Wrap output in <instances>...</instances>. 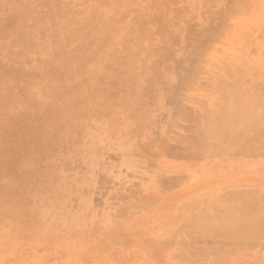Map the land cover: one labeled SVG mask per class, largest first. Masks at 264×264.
Instances as JSON below:
<instances>
[{
	"label": "bare ground",
	"instance_id": "6f19581e",
	"mask_svg": "<svg viewBox=\"0 0 264 264\" xmlns=\"http://www.w3.org/2000/svg\"><path fill=\"white\" fill-rule=\"evenodd\" d=\"M11 1H13V0H11ZM63 1L64 0H14L13 1L14 3L11 5V7H9L11 9L10 13H12L10 15L13 18V19L12 18H10V19L14 20V22L15 21L18 22V21H22L24 19L29 20L32 18H36V21H34V22H37V25L36 26L34 25V27H31V28L23 26V28L19 27L18 29H11L8 32L7 31L6 32H0V264H29V262H30L29 259H32V257L35 255L36 252L39 253V251H42V250L49 252V253L50 252L57 253V254L62 253V256L64 254L71 255L73 257V260H74V261L72 260L74 262L72 264H85L86 261L88 260V258L91 260V264H92L95 261V259L97 258V253H96L97 249L98 250L100 249L101 251L109 252L108 255H105V256H107L106 259H108V260L111 259V261L115 264H161L159 262V260H162L164 257H162V259H158V257L160 255L168 252V249H170L169 247H171V248L173 247V244L169 245V242H171L172 240L173 241L177 240L179 238H180L178 240L179 244H181L180 241L183 243L182 239L188 240L189 242L188 241H186V242H188L189 244L183 245V246L180 245L181 247H183V249H181V250L176 249L177 248V246H176V247H174L175 250H177V252L179 250V252L182 256V259L184 260V264H195V261L197 259H199L201 257L205 258L206 254L208 255L209 253H212L213 255L210 254V256L215 257L216 254H218V255H220V253H222L221 255L226 254V253L228 254L234 249L236 251L239 248H241V249L246 248V247L249 248V246L251 247L252 245L247 246L248 244H256V242L259 243L261 241H264V194H262L263 192L258 193L255 191H245L247 189H244V191H241V192H234V193H229V194H227V192H225L226 193L225 197H221V196L217 197L213 201L206 202L208 204L201 203L203 205L200 206L196 210L195 213L193 212L194 214L189 215V213H192V211L188 213L189 216L188 217L186 216L187 218H185L183 221H181V224H180V226H178L179 228L177 227L176 231H174L173 233L170 232L171 235L169 236V238L166 237V238L160 240L161 242L163 240L162 243L161 242L159 243V241H158V243H156L153 240L148 239L147 237L145 238L144 237L145 233H147L148 229L151 227L148 226L147 223L144 221L140 222V219H138L135 216V214H133L136 212V211H134L135 208H138V206L142 205L145 202V201H141V199L134 200L136 202H138L140 200V202H138L135 206H130V207L128 206L129 207L128 213H130V216L127 215L126 211H124V210H120V209L115 210V208H113L112 212L113 211L116 212V214L113 213V214H115L116 218L112 216L113 218H115V219L112 218L114 220V221L112 220L114 224H112V223L110 224L109 222H107V220L111 217L109 214L107 215L108 212L107 213L103 212L106 214L107 219L104 218L101 221V223H99V222L95 223L92 220L94 218L90 219L89 218L90 216L88 217V215H82V216H80L82 218L74 219L73 215L67 211V210H73L74 209L75 206L71 205L74 202L69 204L70 203L69 202L70 199H68L69 195H62L60 192H58L59 191L57 188L58 184L56 185V180H57L56 178L57 177L55 178V175L52 172L54 170L51 171L48 168V166L45 165V163H46L45 161H48V160L54 161L55 160V162L58 163L59 161L62 160L60 158L66 157L70 154H74L75 152H80V153L84 152V155H86L85 152H87V150H92V148L90 149V146L92 145L91 141H89V140H87L86 142L82 141L84 139V136L87 134V131L89 130V128L93 127V126L89 127L88 122L91 120H96L97 118L98 119L101 118V120H102V118L107 119L109 116L108 110H109L110 105H111L110 107H112L113 109L122 110L123 111L122 113L125 114L124 116H128V118L130 117V119L128 120L130 122L129 125L131 124V122H136V121L139 122L138 118L141 115H143L144 111H145V109L143 107L139 106V104L141 102H143L142 100H145V99H146V101L147 100L149 101V98L147 99L145 97L143 99L144 93L142 91V87L144 88L145 80H143V75H141V73H139V74L136 73V70L142 69L143 66L145 65V63L147 61L148 62L150 61L149 58L151 55L158 54V50L160 49V46H157V45L154 46V44L151 43L152 42L151 35L152 34L154 35V33H157L158 32L157 30L153 31L152 29L150 30V28H149V30H146V28H145V30H143L140 27L131 28V27L127 26L126 24L124 25L125 26L124 28H119V29H114V28H112L113 26H110L111 25L110 23L113 22L111 20H113V18H114V17L113 18H110V17L113 16L114 13L116 12L115 9L111 8V7L116 5L115 1H117L116 3H119L122 0H97L100 3L97 2L96 0H92L93 2H97V4L94 6L88 4L89 2H91V0H77V2L71 1L70 4L65 2L66 4L71 5L70 7L74 8V9L76 7V5H74L75 3H78L77 4L78 6H80L79 4H81V6H83V7H82L81 11L79 10L80 12H76V10L71 11L70 8H67L68 5L66 7H64L66 4H64ZM245 1L246 0H237V1L231 0L232 3L227 4V6L229 5L227 8H230V6H231L230 4H233V2H236V3L233 7L231 6V8H232V9L230 8L231 13L228 16H231V14H232V16L234 15V18L236 21L237 17L240 16V18H241L242 15L243 16L247 15V14H244L246 12L244 6L249 5V2L250 1L252 2L253 0H250V1L247 0L246 4H245ZM259 1L260 0H257V1L254 0L253 1L254 3L250 2V4L253 5V4L257 3V7L259 8V3H258ZM260 3H261V1H260ZM158 5H155V6L158 7V11H159L158 18L160 20L162 17H166L165 15L167 14V12H166L167 10H165V9L167 7L165 8V5H161V6H158ZM210 5L212 6L211 3H210ZM225 5H223V6H225ZM261 5L263 6V4H260V6ZM119 6H120V3H119ZM253 6L256 7V5H253ZM209 8H210V6H209ZM223 8H222V10H224ZM44 9H46V12H43ZM104 9H105V11H104ZM219 9L220 8H218L217 11H220ZM249 10H250V8H249ZM257 10H259V9H257ZM261 10H264V8L262 7ZM227 11L225 10L222 17H219L220 14L218 17L221 18V20L226 19V21H227V20H229V18H230V20H232L233 19L232 17L225 18V19L223 18L227 14H229L228 13L229 11L228 12ZM122 12L120 11L121 14H122ZM144 12H145V9H144ZM249 12L251 15V13H252L251 10ZM259 12H261V11H259ZM120 13H118V14H120ZM214 13H215V15H218V14H216V10H214ZM115 14H117V13H115ZM260 14H262V12ZM201 15H202V13H201ZM201 15H200V17H201ZM205 15H207V14H205ZM248 16H249V14H248ZM88 17H91L93 19L90 21H87ZM215 17H214V20L216 18H218V17H216V18ZM120 18H122V17H120ZM206 18H207V16H206ZM219 18H218V20H219ZM244 18H245V16L243 17V19ZM246 18H248V17H246ZM257 18H260V17H257ZM165 19L166 18H164V19L162 18V20H165ZM218 20L216 19L215 22ZM223 20L222 21L219 20L218 22H220V23L226 22ZM256 20H258V19H256ZM11 21H9V22L12 23ZM202 21H200V22H202ZM126 22H128V24L130 23V21H126ZM209 22H211V21H209ZM212 22H214V21L212 20ZM10 23H8V24L10 25ZM203 23H205V25H207L208 22L207 23L203 22ZM226 23H225V25L223 24V28L228 26V25H226ZM245 23H244V26H246ZM211 24H213V23H211ZM248 25L249 26H246V27L251 26L250 23ZM209 26H211V25H209ZM209 26L208 27L206 26V27L214 29V31L217 28H219V27H217V28L215 27L216 28L215 29L213 27L214 24L211 27H209ZM218 26H222V25H218ZM230 26L231 25H229L228 27L230 28ZM3 27H5V26H3ZM237 27H239V26H237ZM220 28H221L220 31L222 32V34L224 36L225 33H223V32H225L227 30L223 29V31H222V27H220ZM242 28H244V27H242ZM248 29H251V28H248ZM201 30H203V28L200 29V31L197 30V33L200 34ZM204 30H205V27H204ZM210 30L207 29V30L203 31V33L205 34L206 32H208L207 35H210V32H211ZM214 31H212V32L215 33ZM236 31H238V30H236ZM229 32H231V31H229ZM213 33H211V34H213ZM229 34H227V35L225 34V36L228 37ZM240 34H242L241 31H240ZM207 35L205 34V36H207ZM214 36H216L217 38L219 37V36H217V34H215ZM214 36H209V37H212L211 39H215L216 37H214ZM225 36L222 38L226 39ZM232 36H234V35H232ZM196 37H198V36H196ZM196 37L193 38L194 41L191 40V42H192V44H194V45L196 44L198 46V43L196 40L198 38L200 40L201 38L200 37L196 38ZM238 37H239V35H238ZM261 37L264 38L263 36H260V37L257 36L256 39H260ZM184 38H186V37H184ZM184 38L182 37V39H184ZM243 38L245 40V37H243ZM207 39L208 38L205 39V42ZM211 39L209 38V42L212 41ZM238 39H236V40H238ZM150 40H151V42H150ZM199 40H198V42H199ZM217 40H216V43H217ZM228 40L229 39H227V41ZM214 41H212L211 43H213ZM225 41L226 40H224L223 42H225ZM238 41H241V40H238ZM183 42H184V40H183ZM203 42L204 41H201V44L199 45V47H202L205 45V43H204V45L202 44ZM220 42L221 41L219 38L218 44ZM234 42H236V41H234ZM221 43H220V45H221ZM243 43H244V41H243ZM185 44H186V42H185ZM223 44H225V43H222V46H221L222 48H224ZM238 44H240V42ZM194 45H193L194 48L191 50L192 52L191 53L189 52V54L187 56L190 57V54H191L192 58L194 56L196 59L197 58L199 59L200 57L203 59L204 54L199 56L200 50L203 47L199 48L197 46L195 47ZM189 46H190L189 47V50H190V48H192L191 44H189ZM209 46L208 47L205 46V47H207L208 49H211L212 46H210L211 48ZM225 46H226V44H225ZM11 47L12 48L15 47L18 50L12 51ZM230 47H232V46H230ZM252 49L253 48H251V51H252ZM207 50H205V52ZM202 51H204V50H202ZM164 54H165V52H164ZM253 56H254V54H253ZM157 57H159V56H157ZM196 59H194V60L197 63L198 59L197 60ZM252 59H254V58H252ZM216 60H218V59L216 58ZM180 61H179V63H181V62L183 63V61L185 62V59L181 62ZM204 61L205 60H202L201 64L204 63ZM148 62H147V65H148ZM196 63L194 62L195 66H196ZM199 63L200 62L198 61V64ZM185 64H186V62H185ZM205 64H207V63H205ZM147 65H145V66H147ZM186 67H187V69L190 68V70H193V69H191V67H189V64L186 65ZM195 68L196 69L199 68V70L201 69V67H199V66H197ZM179 70H181V69L179 68ZM182 70H185L184 72H188V71H186V68L185 69L183 68ZM217 70H219V69H217ZM227 70L228 71L225 70V72L227 73L226 75L223 74L224 72L223 73L221 72V73L226 77L228 75V77L231 78L230 80H232V78H233L235 81L232 84L227 85V86L222 88L221 87L222 85H220V87H217L218 81L222 82L221 80H218L217 84L209 81L213 84V88H214V85H216L215 86V88H217L216 90L219 89L218 91H214V93L217 92V95L220 92H221L220 95L223 93L224 97L221 100V102H222L221 105L219 107H217V106H214L212 103V106H214L217 109H215V108L211 109L209 107L210 110H208L205 108L206 110L204 111L203 115L199 119H198L199 114L197 115L196 110L193 109V111H195V112H193L194 114L192 116H194V119L197 118L198 120L196 119L197 120L196 121V128H194L195 123H194V125H193V123H191V124L193 125L192 128L194 129V133H197L198 135H195L197 137L193 139L192 138L193 134H191V132L187 131L191 140L193 139L195 142V149H192V150H194V151L197 150L201 154H206V153L211 154V155L216 154L217 157L219 156L218 153L226 152L229 150L234 151V153H238V154L257 153L261 150H264V149H262V147H264V108H263V106H264L263 100L264 99L262 96L263 94L262 95L259 94L261 92L256 90V88L254 87V85L256 84L255 82H254L255 84L252 85L251 83H248V82L243 80V77L240 76L243 73L238 72L239 74L237 75V72H236L235 73L236 76L232 77L231 74L230 75L228 74V73H230L229 69H227ZM200 71L202 73L203 69ZM221 71H224V70H221ZM235 71H233V73ZM179 72H181V71H179ZM190 73H192V74H190ZM151 74H154V71L151 72ZM179 74H177V76ZM182 74L180 76H181V78L184 77V79L187 78V74L189 76L188 78H190V75H192V76L195 75V74H193V72H190V71H189V73H184V75H186V76H184ZM204 75H207V74H204ZM156 76H159V75L157 74ZM192 76H191V78H192ZM213 76H216V75H213ZM148 77H150V76H148ZM150 78H151L150 80L152 82L153 77H150ZM155 78L158 79V77H155ZM193 78L195 79L198 77L195 76ZM220 78H221V76H220ZM252 78H253V76H252ZM157 79H155V80H157ZM178 79H176V81H178ZM184 79L183 80L180 79L179 81L180 82L184 81ZM187 79H185L186 82L190 81ZM147 80L149 81V78ZM155 80L153 82H155V84H156L157 82ZM148 81H146V82H148ZM192 81H198V80L196 79V80H192ZM180 82H177V83L180 84ZM186 82H183L181 85H179V84L176 85L177 83H175V86H182ZM252 82H253V80H252ZM224 84L226 85L227 83H224ZM111 85H112V88L114 85L113 89H111ZM205 85L206 86H204V87H207L209 90V86H208L209 84L205 83ZM183 89H182V91H183ZM187 89H189V90H187ZM187 89H185L182 93L185 94L186 93L185 91L190 92V90L194 91L192 87H188ZM214 89H212V90H214ZM110 90H112V91H110ZM171 91L172 90H170V92ZM174 91H172L171 94H170V92H168V94L171 95L169 99H172L170 101H173V100L175 101V99L172 96L174 95V93L176 94V92H178V90L175 92ZM199 91H200V89H199ZM180 92L181 91L179 90V92L177 93V96L179 94L180 97H178L176 101H178V100H180V98L186 96V95L183 96L182 93H180ZM194 92H192V93L194 94ZM201 92H202V90H201ZM203 93H204V91H203ZM168 94H167V96H168ZM211 94H213V92H211ZM174 97H176V95ZM193 97H197V96L193 95ZM166 99L168 100V98H166V96H165V100ZM189 99H191V96L189 97ZM205 99H206V97H205ZM207 99H209V97ZM146 101H145V103H146ZM183 101H185V100H183ZM192 101H190L191 103H188V102L187 103L192 104V105L195 104ZM214 101H215V99H214ZM178 103L180 104V102H178ZM202 103H201V101H198V104H195V105H197L196 108L198 107V105H201V106L203 105V107H204L205 104L203 101H202ZM214 104H218V103L215 102ZM142 105H143V103H142ZM171 105L173 107L176 105L178 106V104H176V105L171 104ZM171 105H170V108H171ZM180 106H181V109H180ZM182 107H184L183 109L187 111L188 107L184 104H182V105L180 104L174 110L175 111L176 110L182 111ZM113 109H112V111H113ZM200 110L201 109H199V111ZM186 111H183L182 114H181V112L178 113L176 111L177 112L176 116H178L179 114H180L179 117H182V115L185 116L184 112H186ZM189 111L186 112V115ZM171 113H175V112H171ZM175 114H172V115H175ZM189 114H191V111L189 112ZM195 114H196V117H195ZM118 115H120V114H118ZM143 116H145V115H143ZM119 117H121V116H119ZM132 117H134V119L136 118V121H133V120L131 121ZM179 117L178 118L175 117V118L178 120V119H180ZM143 118H145V117H143ZM163 118L164 117L162 116V119ZM120 119L124 120V118H120ZM188 119H190V118H188ZM191 119L193 120V118H191ZM117 120L119 121V119H117ZM170 120L168 121L169 124L172 123V122L170 123ZM97 121H99V120H97ZM104 121L105 120L101 121V123ZM113 122L115 123L114 117L110 116L109 117V124H111ZM189 122H191V121H189ZM104 124L107 125V122ZM172 124H174V128L178 126L176 124V122L172 123ZM167 125H166L165 129L169 130L168 128L171 125H169L168 127H167ZM175 125H177V126H175ZM107 126H110V128H111V125H107ZM107 126H105V127H107ZM133 127H134V125H133ZM118 128L120 129V127H117V130H118ZM107 129H109V128L107 127ZM130 130H131V128H130ZM171 131H170V134H171ZM103 132L106 135V132L105 131H103ZM187 132H186V134H187ZM116 133L117 132L115 131V134ZM172 134H173V131H172ZM186 134H185V137H188ZM105 135H104V137H105ZM126 135L128 136V134H126ZM155 135L158 136V134H156V132H155ZM167 135H169V134H167ZM167 135L165 133V135L162 136V140H163V138L167 139ZM153 136H154V134H153ZM116 137H118V136H116ZM116 137H115V139H116ZM130 137H131V135H130ZM122 138L123 137L121 136V139ZM100 139H99V141H100ZM160 139H161V137L159 138V140ZM112 140H114L113 137H112ZM107 141H110V140H107ZM145 141H146V143L148 141V143L151 144L149 140L146 139ZM136 142L138 144V140H136ZM152 142H154V141H152ZM187 143L188 142H183V144H185L184 146L179 144V145H181L180 148L183 149V147H185L187 145ZM143 144H145V142ZM191 145H193V144H191ZM140 146H138V148H137L139 151L138 155L144 156L143 157L144 159H145V157H150V159H151V156L156 158V157L160 156L161 154H163L162 152H164V151L169 153V151H168L169 148L165 147V146H167L166 144L164 146L161 144H151L150 146H148L149 148H143L142 146L141 147ZM118 147L119 148H117V149L122 151V153L124 152L125 154H132V156H133L135 154V152L137 153V151H135L136 150L135 147H134L135 150L130 149V148L123 146V145H119ZM188 147L194 148V146H187L186 147L187 149L184 148V153L187 152L185 150H188L189 152L192 151L191 148L189 150ZM164 148H165V150H164ZM181 149L179 151H181ZM55 151L61 152L62 153V154L60 153L61 156L57 157V155H53ZM93 151H95V153L97 152L96 150H93ZM176 151H178V150L175 149V152ZM171 152H174V150L173 151L171 150ZM182 152H183V150H182ZM88 153L89 152H87V154ZM119 153H118V155H121ZM262 153H264V151H262ZM76 155H78V157H79L78 153ZM173 155H175V154H173ZM193 155L195 156L194 157L195 160H199V159H197L198 155H195V154H193ZM90 156H91V154H90ZM92 156H94V154ZM184 156H185V154H184ZM200 156L201 155H199V158L201 159L202 157H200ZM114 157H115V154H114ZM118 157H120V156H118ZM72 158H73L72 160H74V158H76V157L73 156ZM104 158H105V156H104ZM214 158H215V156L213 157V160H214ZM252 158H254V157H252ZM57 159H60V160L57 162ZM64 159L65 158H63V160ZM79 159L81 160V158H79ZM109 160H111V159H109ZM145 160H147V159H145ZM149 160H148V163H149ZM155 160H158V159H155ZM70 161H68L66 163L64 161L63 162H64V164H67ZM74 161H76V160H74ZM108 161L106 160V162H108ZM159 161H161V160H159ZM48 162H47V164H48ZM103 162H104V160H103ZM77 163L78 162H76V164ZM134 163L135 162H133L131 160L125 161V164L128 166L134 165ZM137 163H139V162H137V160H136V165H137ZM158 163H156V164H158ZM52 164L53 163H50L49 167ZM115 164H114V166H115ZM80 165H81V163H80ZM82 165H83V163H82ZM139 165H141V164H139ZM149 166L151 167L153 165H149ZM65 167L66 166H64L63 168L65 169ZM68 167H70V166H68ZM75 167H77V165H75ZM57 168H58V166H57ZM64 169H61V171ZM66 169H67V167H66ZM111 169H113V168H111ZM158 170H160V169H157V171ZM146 171H147V169H146ZM164 171H166V170H164ZM129 174L131 175V173H129ZM130 175H128V176H130ZM69 176L70 175H68L67 177H69ZM138 176H137V178H139ZM102 177H104V176L102 175ZM158 177H160V176H157V178ZM148 178H149V176H148ZM154 178H156V177H153V179ZM176 178L177 177H175L174 179H176ZM111 179H112V177H111ZM150 179H152V178H150ZM162 179H164V178H162ZM171 179L172 178H169V179L167 178L166 180H171ZM132 180H134V181L138 180L139 181L141 179H135L134 178ZM166 180H160V182L161 181L166 182ZM158 181H156V183H158ZM178 181L180 182V180H177L176 182H178ZM142 183H146V182H142ZM153 183H154V180H153ZM166 183H163V185L165 184L164 186H162V184L160 183V185L162 187H164V188H160V189L164 190L166 187H168V185H166ZM103 184H105V183H103ZM112 184H114V183H112ZM168 184H169V186L171 184L174 185L173 182L172 183L168 182ZM138 185H139V182H138ZM160 185L158 184L159 187H160ZM140 186H143V185H140ZM110 187H112V186H110ZM115 188H117V187H115ZM91 189H93V188H91ZM109 189H113V188H109ZM166 189H167V191L169 190V188H166ZM91 191L89 189V192H91ZM97 191H99V190L97 189ZM128 191L130 192V190H128ZM230 192H232V191L230 190ZM108 193H110V192H108ZM45 194L48 195L46 197L49 200L44 201L46 198L43 197L45 199L44 200L41 199V202H38L39 200H37V199H40V197H42ZM82 194L84 195L83 190H82ZM134 194H136V193H134ZM151 194H152V196L154 195L152 192H151ZM214 194H216V193H214ZM112 196H113V194L111 195V197ZM121 196H123V195H121ZM152 196H151V198H154ZM133 197H134V195H133ZM211 197H215V195H213ZM89 199H92V197H90ZM131 199H133V198H131ZM142 199H144V198H142ZM210 199H208V200H210ZM218 199L219 200L221 199L220 201L223 202V204L221 206H219L217 204ZM42 200H43V202H42ZM129 200L126 199V202H128ZM99 201H100V199H99ZM104 201H102V204H101L103 206H104L103 203H105V204L109 203L108 201H106V202H104ZM190 201H193V200H190ZM87 202L89 203L91 201L89 200ZM97 202H98V200H97ZM97 202H93V204L97 203ZM109 204H111V203H109ZM69 205H71L72 207L69 208ZM194 206H196V204ZM109 207H113V206H109ZM183 207H185V206H183ZM183 207H180V208H183ZM190 208H192V207H190ZM196 208L197 207H195V209ZM96 209H97V207H95V210ZM106 209L109 210L108 208H106ZM152 209H151V212H152ZM177 209H179V208H177ZM86 210L88 212H91L90 209L89 210L86 209ZM186 210H184V211H186ZM166 213L171 214V215L173 214L172 212L171 213L166 212ZM177 213L180 214L179 217L181 219L182 218L181 213L180 212H177ZM96 214L98 216L99 212ZM139 214H141V213H139ZM146 214H150V213L147 212ZM90 215H91V213H90ZM111 215H112V213H111ZM133 215L136 218H134ZM170 216H168V218ZM91 217H92V215H91ZM151 217L153 218V216H151ZM151 217L149 216V218H151ZM172 217H174V216H171L170 218H172ZM125 219H127V221ZM163 220H165V219H163ZM177 220H178V218H177ZM156 221H157V218H156ZM160 222L163 223L162 221H160ZM161 223H159L160 228H162ZM165 223H167V221H165ZM170 223H171V221H170ZM170 223H168V225ZM172 223H174L173 220H172ZM176 223H175V225H177ZM179 223H180V221H179ZM172 226H173L172 228L175 227L174 225H172ZM153 229H149V231L150 230L152 231ZM164 230H166V228H164ZM167 232H169V231H167ZM163 234H165V233H163ZM196 234H198V236H200V238L202 237V239L211 238L214 240V242L212 244L210 243L211 245H209V243H208L209 241L207 240L206 241L207 245L204 244V246H205L204 248H197L194 245V242L197 239L195 237ZM165 239H168V240H165ZM151 241H153V242H151ZM196 242H195L196 245L200 244V242L198 244ZM210 242H212V241H210ZM220 243H222V245ZM176 244H178V243H176ZM179 244H178V246H179ZM139 247L140 248L143 247V249L145 248L146 250L137 254V255H135V254L133 255L132 250L137 249ZM201 247H203V246H201ZM261 249L259 248V250H261ZM259 250H257V251H259ZM179 252L177 254H179ZM43 253H41V254H43ZM230 254H232V253H230ZM238 254H240V253H238ZM44 255H43V257H44ZM60 255L61 254L58 255L59 260L62 257ZM247 255H249V254H247ZM247 255H246V257H247ZM167 256L168 255H165V257H167ZM228 256H233V255H228ZM228 256L226 255V257H228ZM56 257L57 256H55L54 258H56ZM170 257L172 259L171 255H170ZM170 257H168V258H170ZM62 258H61V260H62ZM159 258H161V256ZM222 258H223V256L220 259L216 258V260L218 259V261H220ZM44 259H46V257ZM48 259L50 260V258H48ZM51 259H53V257ZM102 259H104V258H102ZM134 259H137L138 262L134 263L133 262ZM257 259H259V258H257ZM90 260H88V262ZM254 260H256V259L254 258L253 261ZM165 261H167V260H165ZM203 261L205 262L206 260H203ZM214 261H215V259L213 258L212 262H214ZM227 261H228V259H227ZM234 261H235V258H234ZM256 261H258V260H256ZM260 262H261V264H264V255L260 258ZM164 263L165 262H162V264H164ZM228 263H230V262H228ZM68 264H71V263H68ZM87 264H90V263H87ZM109 264H111V262Z\"/></svg>",
	"mask_w": 264,
	"mask_h": 264
},
{
	"label": "rangeland",
	"instance_id": "374dc122",
	"mask_svg": "<svg viewBox=\"0 0 264 264\" xmlns=\"http://www.w3.org/2000/svg\"><path fill=\"white\" fill-rule=\"evenodd\" d=\"M13 1H11V0H0V25H1L0 26V32H6V31L8 32L11 29H18L19 27L23 28V26L30 27V28L34 27V25L36 26L37 22H34V21H36V18H32L29 20L24 19V20L18 21V22L17 21L14 22V20H12L13 18L10 15L12 13H10L11 9L9 7H11V5L14 3ZM71 1L77 2V0H64L63 3L64 4H66V3L70 4ZM248 1H250V0H248ZM260 1H261V3H260ZM260 1L258 2L259 8L257 7V3L253 4V5H256V7L253 6L252 4H250L251 1L249 2V5L244 6L245 11H246L244 14H247V15H244L245 20L243 19V17H244L243 15L241 16L242 19L240 18V16L239 17L236 16L237 22L235 21L234 15L232 16V14H231V16H228L231 13L230 12V10L232 9L231 6L233 7L236 3V2H233V4H230L231 9L227 8L229 6V5L227 6V4L232 3L231 0H122L119 2L120 6H119V3H116L117 1H115L116 5L112 6L111 8H114L116 11L115 13H117V14L114 13V15L110 17V18L114 17L113 20L110 19L111 21H113L112 23H110L111 24L110 26H113L112 28H114V29H119V28H124L125 27L124 25L126 24L127 26H129L131 28L140 27L143 30H145V28H146V30H149V28H150V30L152 29L153 31L157 30L158 31L157 33H154V35L152 34L153 36L151 35L152 42H151V40H150V42L153 43L154 46L155 45L160 46V49L158 50V54L152 53L153 55H151L149 58L150 61L149 62L147 61L148 65H147V62L145 63V65H147L148 67L144 65L143 66L144 69L142 68L143 70L142 69L136 70L137 74L141 73V75H143V80H145V82L148 81L147 79L149 78L148 82H146V83L144 82V84H145L144 88L142 87V91L144 93L143 99L146 97L147 99L149 98V101L148 100L146 101V99H145V100H142L143 102H141L139 104V106H141L145 109L144 114H143L145 116L141 115L142 117L140 116L138 118L140 123L136 121V118L134 119V117H132L131 121L133 120L136 122H131L132 125L131 124L129 125L130 122L128 120L130 119V117L128 118V116H124L125 114L122 113L123 112L122 110L113 109L112 107H110L111 106L110 105L109 110H108V115H109L107 118L108 120L103 119V118L101 120V118L100 119L97 118L96 120H91L88 122L89 127L93 126L92 127L93 129L89 128V130L87 131V134L84 136V139L82 140L84 142H86L87 140L92 142V145L90 146V149L92 148V150H87V152H89L88 154H87V152H85L86 155H84V152H81V153L75 152L76 154L77 153L79 154V157L75 153L70 154L66 157L60 158V159H62L61 161H59L60 159H57V162L59 161L60 163L59 162L56 163L55 160L54 161L48 160L50 163H53L52 165H50V167H49L50 163L48 161H45L46 163L44 162L45 165H47L51 171L54 170L52 172L55 175V178L57 177L56 178L57 179L56 185L58 184L57 185V188L59 190L58 192H60L62 195H69V198H68V199H70L69 204L74 202L71 204V205L75 206L74 209L73 210H67L70 214L73 215L74 219H80V218H82L80 216L88 215V217L90 216L89 217L90 219L94 218V219H92L93 222L101 223V221L104 218L107 219V216L105 213L108 212L107 215L109 214L111 217L110 216H109L110 218L108 217L109 219L107 220V222H109L110 224L111 223L114 224L113 219L116 218V216H115L116 212L115 211L112 212L113 208H115V210H118V209L124 210V211H126L127 215L130 216V213H128L129 212L128 208L130 206H135L138 202H140V200L138 202H136L134 200L141 199V201H145V202L142 205L138 206V208H135L134 211H136V212L133 214H135V216L138 219H140V222H143V221L146 222L147 225L151 227L149 229L154 228L152 231L151 230L149 231V229H148V231H147V233H145L144 237L145 238L147 237L148 239L153 240L156 243H158V241H159V243H160L161 239H164L166 237L169 238L171 233L176 231L177 227L180 226L181 221H183L189 215L194 214L200 206H202L206 202L215 200L217 197H220V196L225 197L226 196L225 192H227V194H229V193H234V192H241V191H244V189H247L245 191H255L258 193L263 192L262 194H264V158H263L264 153H262V151H264V150H261L257 153H253V154H243V153L238 154V153H234V151L229 150V151H226L227 153L226 152L218 153L219 154L218 157L216 156V154H213V155L208 154V153L201 154L197 150L196 151L192 150V149H195V142L193 139L197 137L195 135H198L197 133H194V129L192 128V126L195 123L194 128H196V121L203 115L204 111L206 109L210 110V108L214 109L215 108L214 106L219 107L222 103L221 100L224 97L223 93L220 95V93H221L220 91H219L220 93L218 95H217V92L214 93V91H218L219 89L216 90L217 89V88H215L216 85H214V88H215L214 89L212 83L217 84V81L221 80L222 82L218 81L219 86L217 85V87H220V85H222L221 87L223 88L227 85L232 84L235 81L233 78H232V80H230L231 78H229L228 75H227L228 78L226 76H224L227 74L225 72V70L228 71L227 69H229L230 73H228V74L229 75L231 74L232 77L236 76V74H235L236 72H237V75L240 72L243 73L242 75H240L243 77V80L248 82V83H251L252 85H254L256 83L254 85V87L256 88V90L261 92V93L258 92L259 94H261V95L263 94L262 96L264 99V43H263L264 38L261 37L262 39L261 38L256 39L257 36L258 37H260V36L264 37V19H263L264 18V15H263L264 10H261L262 7L264 8V1L263 0H260ZM91 2H89L88 4L94 6L99 1L93 2L91 0ZM246 2H247V0L245 1V4H246ZM210 3L212 4V6L210 5ZM77 4L78 3L74 4V5H76L75 9L70 7L71 5H68V4H66L64 7H66L68 5L67 8H70L71 11L76 10V12H80L83 6H81V4H79L80 6H78ZM260 4H263V6L262 5L260 6ZM155 5H158V6L165 5V8L167 7L165 9V10H167L166 11L167 14L165 15L166 17H162L163 19L166 18L165 20H162V18L159 20V18H158V15H159L158 7H156ZM223 5H225V6H223ZM209 6H210V8H209ZM218 8H220L219 9L220 11H217ZM222 8L224 10H222ZM249 8H250L251 12L253 13V14L251 13V15L252 16L254 15L256 18L254 16L252 17L250 15ZM144 9H145V12H144ZM257 9H259V10H257ZM214 10H216V14H218V15H215ZM225 10L226 11L228 10L229 12L228 11L227 12L229 14L226 13L227 15L223 18L225 19V18L232 17L234 20L232 18H231L232 20H230V18H229V20H227V21H226V19L225 20L222 19L223 21H226L227 23L226 22L220 23L218 21L219 20L222 21V20L219 17H222ZM104 11H105V9H104ZM120 11L121 12L123 11L122 14L120 13ZM259 11H261L262 14H260L261 12H259ZM43 12H46V9H44ZM118 13H120V14H118ZM201 13H202V15H201ZM205 14H207V15H205ZM219 14H220V16H219ZM248 14H249V16H248ZM200 15H201V17H200ZM206 16H207V18H206ZM215 16L216 17L219 16L218 17L219 20ZM120 17H122V18H120ZM214 17L218 21L215 22L216 19L214 20ZM246 17H248V18H246ZM257 17H260V18H257ZM10 18H12V19H10ZM92 19L93 18L88 17L87 21H90ZM256 19H258V20H256ZM212 20L215 23L212 22ZM9 21H11L13 24L10 23ZM126 21H130V23L128 24V22H126ZM200 21H202V22H200ZM209 21H211V22H209ZM203 22H206V23L208 22V23H207V25H205V23H203ZM8 23H10V25ZM211 23L214 24V26H213L214 28L215 27L216 28L219 27V28H217V29L215 28L216 29L215 31H214V29L207 28L209 25H211V26L213 25ZM225 23L228 26L231 25L230 28L228 26H226V27L224 26L225 28H223V24L225 25ZM244 23L246 24V26H249L248 24L250 23L251 26L246 27V26H244ZM218 25H222V26H218ZM3 26H5V27H3ZM211 26H209V27H211ZM237 26H239V27H237ZM204 27H205V30L211 29L210 35H207L208 32H206L205 34L207 36H205V34L203 33V31H205ZM220 27H222V31H223V29L227 30V31L224 30L225 32H223L226 35L230 33L228 35V37L225 36V34H224L226 39L222 38L224 36H223L222 32L220 31L221 30ZM242 27H244V28H242ZM202 28H203V30H201L200 34H198L197 30L200 31V29H202ZM248 28H251V29H248ZM236 30H238V31H236ZM212 31H214L215 33H213ZM229 31H231V32H229ZM240 31L242 34H240ZM211 33H213V34H211ZM215 34H217V36H219V37L217 38L216 36H214ZM232 35H234V36H232ZM238 35H239V37H238ZM196 36L200 37L202 39V40L200 39L201 41H204L202 43L203 45L205 43V45L202 46L203 48L199 47V45L201 44V41ZM209 36H214L216 38L211 39L212 37H209ZM182 37L183 38L186 37V38L182 39ZM195 37L198 38L196 40L198 43V46L196 44L195 45L192 44V42H191V40H193V38H195ZM243 37H245V40ZM206 38H208V39L205 42ZM209 38L212 41H214V40L215 41L213 43H211L212 41L209 42ZM219 38H220V41L222 43L226 44V46H225V44H223L224 48L221 47L222 46L221 42H220L221 45H220V43L218 44ZM227 39H229V40L227 41ZM236 39L241 40V41H238ZM183 40H184V42H183ZM198 40L200 43L198 42ZM216 40H217V43H216ZM224 40H226V41L223 42ZM234 41H236V42H234ZM243 41H244V43H243ZM185 42H186V44H185ZM239 42H240V44H238ZM189 44H191V47H192V48H190V50H189V47H190ZM193 45L195 47L197 46L199 48H202L200 50L199 56L204 54L203 59L200 57L199 59L197 58L198 59L197 60L194 56L192 58L191 54H190L191 58L189 56H187L189 54V52L190 53L192 52L191 50L194 48ZM209 45L212 46V48ZM205 46H207V47L209 46L211 49H208ZM230 46H232V47L234 46V47L232 48ZM251 48H253L252 51H251ZM11 50L17 51L18 49L14 47ZM202 50H204V51H202ZM205 50H207V51L205 52ZM164 52H165V54H164ZM253 54H254V56H253ZM157 56H159V57H157ZM216 58L219 61L216 60ZM252 58H254V59H252ZM184 59H185L186 64L183 61ZM194 59L197 60V63ZM180 60L183 61L184 64ZM202 60H205L206 62L204 61V63L201 64ZM179 61L181 63H179ZM198 61L200 62L199 64H198ZM194 62L196 63V66H195ZM205 63H207V64H205ZM188 64H189V67H191V69H193V70H190V68H188L189 70L187 69L186 65H188ZM197 66L201 67L200 70L203 69L202 73L199 70V68H197V69L195 68ZM179 68L181 70H179ZM183 68L184 69L186 68V71H188V72H184L185 70H182ZM217 69H219V70H217ZM221 70H224V71H221ZM153 71H154V74H151V72H153ZM179 71H181V72H179ZM189 71L193 72V74H195V75L192 76V75H190L192 73H190L189 74L190 78H188L189 76L187 74L188 79L187 78H185V79L190 80V81L186 82L184 77L182 76L183 78H181L180 75L183 72L189 73ZM233 71H235V72L233 73ZM155 72L159 76H156L157 74ZM221 72L222 73L224 72L223 73L224 75ZM184 73L182 75H184ZM177 74H179V75L177 76ZM204 74H207V75H204ZM213 75H216V76H213ZM219 75L221 76V78ZM148 76L153 77L152 78L153 81L155 79H157L155 77H158V79L155 80L157 82L156 83L157 85L155 84V82L152 81L156 86L151 82V80H150L151 78ZM184 76H186V75H184ZM191 76H192V78H191ZM195 76H197L198 78L194 79L193 77H195ZM252 76H253V78H252ZM176 79H178V81H176ZM180 79L181 80L184 79V81L180 82L179 81ZM191 79L192 80L197 79L198 81H192ZM252 80H253V82H252ZM209 81H211L212 83ZM177 82H180V84ZM183 82H186V83H184V85H182V86H175V83H177L176 85H178V84L181 85ZM205 83L209 84L208 85L209 90L207 87H204V86H206ZM224 83H227V84L225 85ZM188 87H192L195 92L190 90V92L185 91L186 93L184 92L185 94H183L182 92L185 89H187ZM113 88H114V85H113ZM113 88L111 85V89H113ZM182 89H183V91H182ZM189 89H187V90H189ZM199 89H200V91H199ZM210 89L211 90L214 89V90L211 91ZM170 90H172V91L178 90V92L180 90L181 91L180 93H182L183 96H185V95L186 96L182 97V98H180V100L176 101L177 98L180 97L179 94L177 96L178 92H176V94L174 93V95L172 96L175 99V101L174 100L170 101V100H172V99H169L171 95H169L168 92H170ZM201 90H202V92H201ZM110 91H112V90H110ZM203 91H204V93H203ZM171 92H170V94H171ZM192 92H194V94ZM211 92H213V94H211ZM167 94H168V96H167ZM175 95H176V97H174ZM193 95L197 96V97H193ZM165 96H166V98H168V100L167 99L165 100ZM190 96H191V99L193 101L191 99H189ZM205 97H206V99L209 97V99L206 100ZM214 99H215V101H214ZM181 100L182 101L185 100L186 102L183 101L184 102L183 103ZM145 101H146V103H145ZM190 101H192L195 104H198V101H201V103L203 101L205 106L203 107V105L202 106L198 105V107H197L198 109H197L196 108L197 105L188 104V103H191ZM178 102H180L181 105L182 104L186 105L188 107L187 111L190 110L191 114H189V112H190L189 111L186 115L187 111L183 109L185 106L182 107V111L180 110L181 109V106H180V109H179L180 111H178V110H176V111L178 113L181 112V114L183 111H186V112H184L185 116L182 115V117H179L180 114L178 116H176L177 112L174 109L180 105ZM215 102H217L218 104H214ZM263 102H264V100H263ZM142 103L144 106L142 105ZM212 103L214 106H212ZM171 104H173V105L178 104V106L176 105L173 107ZM170 105H171V108H170ZM263 105H264V103H263ZM263 108H264V106H263ZM112 109H113V111L114 110L115 111L113 112ZM193 109L196 110L197 115L199 114L198 119L197 118L194 119V116H192L194 114L193 112H195V111H193ZM199 109H201V110L199 111ZM215 109H217V108H215ZM171 112H175L176 114L171 113ZM118 114H120V115H118ZM172 114H175V115H172ZM196 114H195V117H196ZM110 116L114 117L115 123L113 122V123L109 124V117ZM119 116H121V117H119ZM162 116L164 117L163 119H162ZM143 117H145V118H143ZM175 117L176 118L179 117L180 119L177 120ZM120 118H124V120L120 119ZM188 118H190V119H188ZM191 118H193V120ZM117 119H119V121ZM97 120H99V121H97ZM103 120H105L107 122V125H111V128H110V126H107L106 124H104V123H106L105 121L101 123V121H103ZM169 120H170V123L176 122V124L178 126L175 125L177 127L174 128V124L171 123L173 125L172 126L171 124L168 123ZM189 121H191V122H189ZM191 123H193V125ZM133 125H134V127H133ZM166 125H167V127L169 125H171L175 130L171 126L168 128L169 130H166L165 129ZM105 126H107L110 130L111 129L112 130L110 131ZM117 127H120V129L118 128L119 131L117 130ZM130 128H131V130H130ZM106 130L107 131L109 130V131L107 132ZM171 130L173 131V134H172ZM103 131L106 132V135ZM115 131L117 132L116 134H115ZM170 131H171V134H170ZM187 131H189V132H191V134H193L192 135L193 137L191 136L193 138L192 140H191L190 136L188 135ZM155 132H156V134H158V136L155 135ZM186 132H187V134H186ZM165 133H166V135L167 134H169V135H167V139L163 138V140H162V136L165 135ZM126 134H128V136ZM153 134H154V136H153ZM185 134L188 137H185ZM104 135L106 138L104 137ZM120 135L123 137L122 139H121ZM130 135H131V137H130ZM116 136H118V137H116ZM112 137L114 138V140H112ZM115 137H116V139H115ZM160 137H161V139L159 140ZM99 139L101 142L99 141ZM146 139L149 140L151 144H161L163 146L166 144L167 146H165V147L169 148L168 149L169 153L164 151V152H162L163 154L158 156L159 158L158 157L154 158L151 156V159H150V157H145V159H147V160H145L143 158L144 156L138 155L139 151L137 148L140 145L143 148H149L148 146H150L151 144H149L148 141L146 143V141H145ZM107 140H110L111 142L107 141ZM136 140H138V144H137ZM143 141L145 142V144H143L144 143ZM152 141H154V142H152ZM183 142H188V143L185 147H183V149H181L180 148L181 145L182 146L185 145V144H183ZM179 144H181V145H179ZM191 144H193V145H191ZM119 145L126 146L130 149H134V147H135L136 150L135 149L134 150L137 151V153L136 152H135V154L133 153L134 154L133 156H132V154H125L124 152L122 153V151L117 149V148H119L118 147ZM187 146H194V148L188 147L189 150L191 148L192 151L189 152L188 150H185L187 152L184 153V148H186ZM170 149L172 151L174 150V152H171ZM175 149L178 151L175 152ZM180 149H181V151H179ZM262 149H264V147H262ZM93 150H96L97 152L95 153V151H93ZM164 150H165V148H164ZM182 150H183V152H182ZM191 152L195 155H198L197 159H199V160H195V158H194L195 156ZM60 153L61 152H59V151H55L53 155H57V157H58V156H61L62 153L61 154ZM118 153L121 155H118ZM90 154H91V156H90ZM93 154H94V156H92ZM114 154H115V157H114ZM173 154H175V155H173ZM184 154L186 157L184 156ZM199 155H201L200 157H202L203 159L202 158L200 159ZM71 156L76 157V158H74V160H76V161L72 160L73 158ZM104 156H105V158H104ZM118 156H120V157H118ZM214 156H215V158L213 160ZM209 157L210 158L212 157V158L210 159ZM252 157H254V158H252ZM63 158H65V159L63 160ZM79 158H81V160ZM109 159H111V160H109ZM155 159H158V160H155ZM103 160H104V162H103ZM106 160L107 161L109 160V161L106 162ZM127 160H131V161L135 162L134 165H131V166L126 165L125 161H127ZM136 160H137V162H139V163H137V165H136ZM148 160H149V163H148ZM159 160H161V161H159ZM63 161L65 163L68 161H70V162L67 164H64ZM47 162H48V164H47ZM76 162H78V163L76 164ZM80 163H81V165L83 163V165L81 166ZM156 163H158V164H156ZM114 164H115V166H114ZM139 164H141V165H139ZM75 165H77V167H75ZM149 165H153V166L150 167ZM57 166H58V168H57ZM64 166L67 167V169L65 167L66 170L63 168ZM68 166H70V167H68ZM60 168L64 169V170L61 171ZM111 168H113V169H111ZM146 169H147V171H146ZM157 169H160L162 172L160 170L157 171ZM164 170H166V171H164ZM129 173H131V175ZM68 175H70V176L67 177ZM102 175L104 177H102ZM128 175H130V176H128ZM137 176L139 178H137ZM148 176H149V178H148ZM157 176H160V177L157 178ZM111 177H112V179H111ZM153 177H156V178L153 179ZM175 177H177V178L174 179ZM134 178L135 179H141V180H139V181L135 180L134 181V180H132ZM150 178H152L154 180V183H153V180ZM162 178H164V179H162ZM167 178L168 179L172 178V179L166 180ZM160 180H166L167 183L165 181L160 182ZM177 180H180V182L179 181H178L179 183L176 182ZM156 181H158V183H156ZM108 182L109 183L111 182V183L109 184ZM138 182H139V185H138ZM140 182L141 183L146 182L147 184L146 183L141 184ZM168 182L169 183L173 182L174 185L171 184L172 186L171 185L169 186ZM103 183H105V184H103ZM112 183H114V184H112ZM160 183L162 184V186L165 185V184L163 185V183H166V185H168V187H166V186L165 187L169 188V190L167 191L166 188H165L166 190L160 189V188H164L160 185ZM158 184L160 185V187L158 186ZM140 185H143V186H140ZM110 186H112V187H110ZM115 187H117V188H115ZM91 188H93V189H91ZM109 188H113V189H109ZM89 189H90V191L91 190L92 191L94 190V191L89 192ZM97 189L99 191H97ZM127 189L130 190V192ZM82 190H83L84 195L82 194ZM230 190L232 192H230ZM108 192H110V193H108ZM151 192L154 194L153 196H152ZM134 193H136V194H134ZM214 193H216V194H214ZM112 194H113V196L111 197ZM121 195H123V196H121ZM133 195H134V197H133ZM213 195H215V197H211ZM46 196H48V195L45 194L42 197H40V199H37V200H39L38 202H41V199L44 200L45 198L46 199L44 201L49 200ZM151 196L154 198H151ZM43 197H45V198H43ZM90 197H92V199H89ZM131 198H133V199H131ZM142 198H144V199H142ZM99 199H100V201H99ZM126 199L127 200L130 199V200L128 202H126ZM208 199H210V200H208ZM43 200H42V202H43ZM89 200L91 202L88 203L87 201H89ZM97 200H98V202H97ZM190 200H193V201H190ZM220 200L218 199V201H217V204L219 206H221L223 204V202H221ZM92 201L97 202V203L93 204ZM102 201H104V202L108 201L111 204L103 203L104 204V206H103V205H101ZM201 203H203V204H201ZM195 204H196V206H194ZM206 204H208V203H206ZM71 205H69V208L72 207ZM109 206H113V207H109ZM183 206H185V207H183ZM95 207H97L98 210L97 209L95 210ZM180 207H183V208H180ZM190 207H192V208H190ZM195 207H197V208L195 209ZM106 208H108L109 210H107ZM177 208H179L180 210ZM86 209H88V210L90 209L91 212H88ZM151 209H152V212H151ZM184 210H186V211H184ZM97 211L99 212L98 216L96 214V213H98ZM144 211L146 213L149 212L150 214H146ZM191 211H192V213H189ZM103 212H105V213H103ZM166 212H168V213L172 212L173 214L172 215L167 214ZM177 212L181 213V216H182L181 219L179 217L180 214ZM90 213H91L92 217H91ZM111 213H112V215H111ZM113 213H115V214H113ZM139 213H141V214H139ZM188 213H189V215H188ZM170 215L174 216V217H172L173 219L170 218L171 217ZM112 216L115 218H113ZM135 216H134V218H136ZM149 216L150 217L153 216V218L152 217L149 218ZM168 216H170V217L168 218ZM156 218H157V221H156ZM177 218H178V220H177ZM163 219H165V220H163ZM125 220L127 221V219H125ZM159 220L162 221L164 224L161 223ZM172 220L174 223H172ZM165 221H167V223H165ZM170 221H171V223H170ZM179 221H180V223H179ZM158 222L161 223L162 228L159 227L160 224ZM168 223H170V224L168 225ZM175 223L177 225H175ZM171 224L174 225L175 227L172 228L173 226ZM164 228H166V230H164ZM167 231H169V232H167ZM162 232L165 234H163ZM195 237L197 238L195 240V242L197 240H198L196 242L197 244L200 242V244H198V245H196L194 242V245L197 248H204L205 247L204 244H206L207 240L209 241L208 242L209 245H211L214 242V240L211 238L202 239V237L200 238V236H198V234H196ZM179 239L174 240V241L172 240L171 242H169V245L173 244V247L172 248L169 247L170 249H168V252L160 255L161 258H159L160 256L158 257V259H162V257L165 258V259L163 258L162 260H159V262L161 264H162V262H165L164 264H175V263L176 264H184V260L182 259V256H181L179 250H178L179 254H177L178 252H177V250H175L174 247L177 246L176 249L181 250V249H183V247H181L180 245H182V246L188 245L189 241L181 238L183 243L180 241L181 244H179V241H178ZM165 240H168V239H165ZM153 241H151V242H153ZM186 241H188V242H186ZM210 241H212V242H210ZM162 242H163V240H162ZM176 243H178L179 246ZM220 244L222 245V243H220ZM249 245H252V246L250 247ZM201 246H203V247H201ZM247 246H249V248L248 247L243 248V249L239 248L236 251H235V249L232 250L230 252L232 254H230V253H228V254L226 253L223 255H221L222 253H220V255L214 254L215 257L218 259H220L223 256V258L225 260L222 258L220 261H218V259L216 260V258L214 256H210V254H212V253H209L208 254L209 256L206 254L205 258L201 257V258L197 259L195 261V264H214V263L215 264L216 263L217 264H226V263L227 264H232V263L233 264H261L260 258L264 255V241H261L259 243L256 242V244H248ZM259 248L260 249L262 248V249L259 250ZM145 250H146L145 248L143 249V247H141V248L139 247L137 249L132 250V254L137 255V254H139ZM257 250H259V251H257ZM42 251H39V253L36 252L37 253V254L35 253L36 256L34 255L32 257V259H29L30 260L29 264H49V263L50 264H68V263L72 264V263H74L73 257L71 255L64 254L62 256V253H59V254H61L60 256L63 257V258L61 257L62 260H61V258L59 260V257H58L59 254L53 253V252L49 253V252H46L44 250H42ZM41 253H43V254H41ZM96 253H97V258L95 259V261L92 264H109L110 262H111V264H115L111 261V259H109V260L106 259L107 256H105V255H108L109 252L101 251L100 249L99 250L97 249ZM238 253H240V254H238ZM246 253L249 255H247ZM43 255H44V257H43ZM165 255H168V256L165 257ZM170 255L172 256L173 260L171 259ZM226 255L227 256L233 255V256L226 257ZM246 255H247V257H246ZM55 256H57V257L54 258ZM45 257H46V259H44ZM52 257H53V259H51ZM168 257H170V258H168ZM48 258H50V260ZM102 258H104V259H102ZM213 258L215 259L216 262L215 261L212 262ZM234 258H235V261H234ZM254 258L258 261H256V260L253 261ZM257 258H259V259H257ZM66 259L67 260L69 259V260L67 261ZM227 259H228V261H227ZM88 260H90V259L88 258ZM88 260L86 261L85 264H87V263L91 264V260L89 262H88ZM165 260H167V261H165ZM203 260H206V261L204 262ZM133 262L137 263L138 260L134 259ZM228 262H230V263H228Z\"/></svg>",
	"mask_w": 264,
	"mask_h": 264
}]
</instances>
